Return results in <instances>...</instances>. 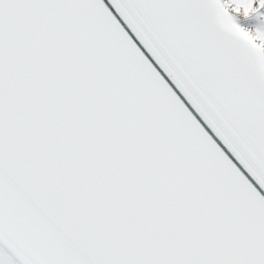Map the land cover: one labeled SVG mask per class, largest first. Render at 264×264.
<instances>
[{"label":"snow or ice","instance_id":"6c2138e0","mask_svg":"<svg viewBox=\"0 0 264 264\" xmlns=\"http://www.w3.org/2000/svg\"><path fill=\"white\" fill-rule=\"evenodd\" d=\"M0 264H264V0H0Z\"/></svg>","mask_w":264,"mask_h":264}]
</instances>
